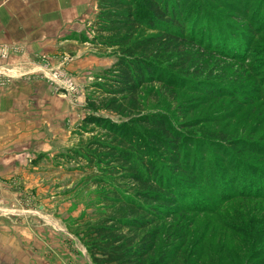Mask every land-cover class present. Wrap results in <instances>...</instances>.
<instances>
[{"label": "rangeland", "instance_id": "374dc122", "mask_svg": "<svg viewBox=\"0 0 264 264\" xmlns=\"http://www.w3.org/2000/svg\"><path fill=\"white\" fill-rule=\"evenodd\" d=\"M30 1V11L35 9L42 15L39 27H43L47 38L53 40H46V51L39 54L38 61L32 62L36 66L29 65L28 70H19L17 66L0 69V94H9L10 90V94H28L29 103L25 113L24 102L12 101V151L19 157H28L29 166H23V173L15 174L11 182L7 179V191L0 188V264H31L35 259L29 262L28 257L37 249L43 264H92L84 246L69 232L68 226L76 218L102 211L104 188L93 183L94 176L99 173L96 168H88L86 160L78 156L69 159L67 154L70 150H79L84 145L82 141L91 136L81 128L85 116L94 114L118 120V116L108 111L91 113L85 101L87 96L97 95L92 84L103 69L111 66L115 57L110 49L104 50L92 43L97 0ZM202 1L191 0L190 3L199 16L206 18L205 26L221 29L222 34L218 36L211 29L205 31L210 38L213 36L212 40L230 43L236 36L235 52L246 55L249 49V54L253 55L251 59L264 57V33H253L264 22V0ZM250 24L254 28L251 27V32L248 31ZM138 34L149 35L152 31L142 27ZM254 45L263 48L259 51L255 47L254 51ZM57 48L61 55L57 51L49 52ZM205 56L212 63V71H205L201 77H189L182 82L183 87L169 89L161 84L146 85L140 97L145 112H163L172 119L186 122V132L192 143L190 148L206 160V169L210 167L209 170L219 176L228 175L230 170L236 175L238 166H232V160H228V155L238 156L236 147L220 153L223 146L218 145L219 151L210 148L209 139L223 137L235 143L234 139L247 137L264 141V104L260 100L240 104L229 96L231 94L217 92L233 84L241 90L246 75L258 81L259 72L252 70V74L250 68L242 77L235 73L243 71L242 64L207 52ZM79 59L86 61V65L75 64ZM22 72L29 73L20 77ZM197 86L205 87L199 90ZM36 94L63 96L68 102L69 113L45 130L47 117L33 112L34 107L44 109L46 106L36 101ZM17 106L23 107L17 111ZM50 132L52 135L48 136ZM198 192L209 194L204 199L213 206L212 210L169 218L165 228L171 229L166 230V238L159 247L166 256V264H239L240 261L252 264L263 258V252L256 249L259 244H246L245 238L239 241L228 223L220 221L221 218L230 220L228 215L239 209L238 202L234 201L228 208H218L217 193L211 187L198 189ZM199 200L200 204L204 202ZM252 202L250 206L258 207ZM219 212L222 217L218 216ZM33 240L39 242L36 244ZM25 251H29V255L24 254ZM252 252H257L254 258Z\"/></svg>", "mask_w": 264, "mask_h": 264}, {"label": "trees", "instance_id": "16d2710c", "mask_svg": "<svg viewBox=\"0 0 264 264\" xmlns=\"http://www.w3.org/2000/svg\"><path fill=\"white\" fill-rule=\"evenodd\" d=\"M190 1L97 0L92 43L110 49L115 60L92 84L97 95L87 96L85 101L91 113L108 111L118 120L88 114L81 128L91 136L82 141L79 150L67 154L69 159L78 156L86 160L88 168H96L99 173L93 183L104 188L102 211L76 218L68 226L92 264H166L159 247L166 230L171 229L165 228L167 221L178 214L211 211L213 206L204 199L209 194L198 192L207 187L217 193L218 208L238 202L239 209L228 215L230 220L220 221L228 223L239 241L245 238L246 244H259L256 249L264 254V141L209 139L210 148L223 146L220 153L234 147L239 153L228 155L232 166H238L237 174L230 170L228 175L219 176L210 167L206 169V160L199 152L191 150L186 122L163 112H145L140 97L146 85L183 87L182 82L189 77L212 71L207 52L242 64L243 71L236 70V75L245 77L250 68L251 73L259 72L258 81L246 75L241 90L233 84L217 94H231L240 104L251 100L264 104V57L251 59L249 49L246 55L235 52L236 36L230 43L212 40L205 31L214 26H205L206 18L192 9ZM259 25L255 35L264 33V22ZM142 27L152 34L139 35ZM213 31L216 36L222 34L221 29ZM199 198L204 200L202 204ZM252 201L258 207L250 206ZM256 254L252 252L251 257ZM252 264H264V257Z\"/></svg>", "mask_w": 264, "mask_h": 264}, {"label": "crops", "instance_id": "0c3cea01", "mask_svg": "<svg viewBox=\"0 0 264 264\" xmlns=\"http://www.w3.org/2000/svg\"><path fill=\"white\" fill-rule=\"evenodd\" d=\"M30 0H0V49L6 50V55L0 57V69L13 68L17 66L19 70H28L29 65L36 66L32 62L38 61L37 57L46 51L45 42L52 41L47 38V34L44 32L42 25L38 22L42 15H39L37 10L30 11ZM36 8L35 6H33ZM50 49V48H49ZM59 48L56 50H50L52 54L55 51L60 53ZM49 54L50 57H59V55ZM61 55V53H60ZM83 59L76 60L80 66H85L86 61ZM66 61V60H65ZM31 72V71H29ZM29 72H22L19 76H24ZM9 91V89H8ZM0 94V188L3 187V191H7V179L9 182L16 174L21 175L23 173V166L27 168L29 166L28 157L23 158L14 154L12 151L11 139L13 137V109L12 101L18 100L25 103V113H27L28 94ZM26 100H23L25 99ZM39 104H46L44 109L40 107H34V113L47 117L44 121L45 130L51 128L52 122L57 124V120L64 118L68 112V102L61 95L55 94H36L34 95ZM64 99V100H63ZM23 106H17L18 109H22ZM70 116V115H69ZM54 131V130H53ZM58 131L60 128L58 126ZM52 133H48L51 136ZM21 178V177H20ZM32 242H39L33 240ZM39 246L36 245V248ZM41 248V247H40ZM29 255V251H25L24 254ZM29 262L35 259V262L31 264H43L41 254L38 249L33 253H30Z\"/></svg>", "mask_w": 264, "mask_h": 264}, {"label": "built area", "instance_id": "2783aa9c", "mask_svg": "<svg viewBox=\"0 0 264 264\" xmlns=\"http://www.w3.org/2000/svg\"><path fill=\"white\" fill-rule=\"evenodd\" d=\"M6 55V50L4 48L0 49V57Z\"/></svg>", "mask_w": 264, "mask_h": 264}]
</instances>
